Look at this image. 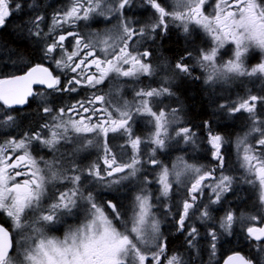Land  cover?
<instances>
[{
	"label": "snow or ice",
	"instance_id": "1",
	"mask_svg": "<svg viewBox=\"0 0 264 264\" xmlns=\"http://www.w3.org/2000/svg\"><path fill=\"white\" fill-rule=\"evenodd\" d=\"M144 6L152 13L149 22L134 21L127 16L133 0H72L70 8L52 18L51 26L44 24L41 27L45 18L37 15L26 27L28 35L34 39L41 63L28 66L22 75L0 78V108L6 106L0 112V128L16 127L14 113L20 111L16 106L28 104L30 97L41 96L39 90H34V85H43L56 92H77L80 87L96 89L103 85L110 73L136 79L141 75H153L151 64L145 62L150 52L135 45L150 39L157 29L166 32L169 23L182 28L186 35L190 34V25L199 26L214 46L195 48V56L193 51L186 52L185 57L173 65L174 75L160 87L136 90L134 104L124 102L122 107H113L105 95L93 93L90 99L77 101L67 109H53L47 106L45 99H41L42 119H51L52 124L44 123L39 126L40 131L24 133L20 138L12 137L0 144V215L8 220V227L0 224V264H161V257L166 264H184L179 254H172L170 258L166 254L167 243L156 211L158 206L168 204L173 187L170 175L177 186L183 184L186 193V198L179 205L175 224L177 230L185 234L189 246H194V241L200 237L194 221L210 225L206 234L214 256L220 237L233 234L234 223L259 219L238 213L229 205L219 219L222 233L218 235L213 230L215 206L223 207L222 201L228 203L225 198L233 191L237 177L225 174L222 148L226 141L221 135L212 133L209 122H205L206 142L217 168L221 170L218 176L216 168L202 171L201 167L188 164L183 158H178L180 166L173 165L170 173L167 166L153 157L157 151L180 144L191 145L194 149L197 146L196 134L192 128L181 124L176 109L168 110L171 113L169 117L162 107L160 98L173 95L170 87L174 79L180 75L192 77L196 67L206 73L204 82L210 87L221 80L257 74L264 76V0H212L211 3L209 0H174L172 5L168 0H144ZM21 7L19 0H0V28L9 22L12 12L20 11ZM209 8L212 9L210 14ZM92 15L104 17L97 23L106 21L112 24L113 16L116 23L103 33L82 36L68 31L54 34L55 29L62 28L64 24L88 20ZM69 37L72 41L66 46L65 41ZM228 43L234 47L223 55L231 58L223 61L221 57L218 65L220 49ZM130 44L133 47L130 48ZM253 49L261 53V62L249 68L246 62ZM98 51L103 55H98ZM189 58L190 62L186 63ZM45 61L55 69L45 66ZM126 65L127 68L124 67ZM153 103L161 106L154 111ZM257 105L260 115H264V95L250 94L239 103L220 105L229 117L237 113L248 114L249 131L244 139H237L238 148L253 133L258 134V145L264 147V119L257 114ZM71 114L77 119H73ZM65 116L68 119H64ZM134 116L149 118L148 123L152 126L147 140L153 147L143 164L140 146L144 141L133 132ZM69 131L77 134L76 143L81 149L97 140L103 151V168L96 163L77 169L73 164L72 170L76 174H67L66 170L61 172L59 169L64 165L60 161L67 159L63 154L53 161L41 157L44 167L39 166L30 154V147H34L37 154L41 148L59 151L57 145L61 140L72 142ZM110 133L119 134L123 140L116 146V152L109 146ZM6 134L12 136L11 132ZM85 134H94V137L88 138ZM116 138L114 135L113 139ZM19 151L23 154L16 155ZM243 153L241 167L249 177L246 182L256 186L258 181L259 200L264 205V150L253 155L252 148L245 146ZM145 165L160 167L156 180L159 188L155 195L148 187L152 184L150 173L145 171L136 179ZM188 173L192 174L191 182L182 181V176ZM20 177L26 178L20 180ZM57 180L67 183L54 186L50 192L48 185ZM134 180L138 191L132 189L135 195L131 196V206L126 207L119 194L124 188H132ZM205 189L209 192L207 196ZM105 194L111 195L112 199L104 201L101 207L97 196ZM104 208L109 210L108 214ZM80 211L84 214V223L67 227L62 237L49 234L65 216H73ZM171 211L169 208L163 214L171 215ZM9 228H15L16 235L21 237L19 249L14 246L15 237ZM246 237L261 242L259 246L264 250V226H248ZM226 264L253 262L237 252L228 257Z\"/></svg>",
	"mask_w": 264,
	"mask_h": 264
},
{
	"label": "flooded vegetation",
	"instance_id": "2",
	"mask_svg": "<svg viewBox=\"0 0 264 264\" xmlns=\"http://www.w3.org/2000/svg\"><path fill=\"white\" fill-rule=\"evenodd\" d=\"M71 2L72 0H62L59 4V10L55 13V15L57 13H63L66 9L70 8ZM173 3L174 0H168L169 5H172ZM126 14L130 19L142 22H149L152 17V13L150 11H147L146 7L144 6V0H135L132 9L129 10ZM54 16H52V18ZM52 18H50L48 21L44 20L41 27H43L45 23L51 26ZM102 20H104V17L98 16L96 20H93L91 22H89V20H79L75 24L67 23L64 24L62 28L55 29L54 34H64L68 31H72L78 32L83 36L89 33H98L97 30L101 28L103 33L104 31L111 29L116 23L115 17H112V24H109L106 21L103 23H97V21ZM45 31H48V29L45 28ZM189 33L190 34L186 35L183 32L182 28L176 27L172 23H169L168 30L166 32H162L157 29L156 32L152 33L150 39L146 41H140L139 44L135 45L136 47L150 52V56L145 59V62L150 63L152 69L154 70V74L151 76L141 75L138 79H136L117 76L115 73H110L103 85L97 86L96 89L80 87L77 92H56L51 89H46V87L40 85L35 86L34 90H39L41 96L30 97L28 104L23 106H16L20 109L18 113H14L17 118V126L11 129L0 128V144L4 143L8 139H11L12 137L20 138L24 133L40 131L39 126L44 123H49L50 125L52 124L51 119H42L44 113L40 110L41 99H45L47 101V106L52 107L53 109H67L69 106L76 104L77 101H86L90 99L93 93H95L97 95H105L106 100L110 101L113 107H115L116 105L121 106V103H124V101L127 100L128 97L131 98L135 96V91L138 89L147 90L149 87H160L161 84L165 83L168 78L174 75L173 65L176 62L180 61L182 57H185L186 52L189 51V38L191 37V33H195V37L198 39V42L196 43H199V41L202 42L205 35L201 29L195 27H189ZM171 38H174L182 45V52H179L181 54L175 58L174 56H171V53L165 47V44ZM70 41H72V37H69L68 40L65 41V45L67 46ZM0 46L2 47L0 48V60L1 56H4V58L8 57L9 59V61L5 62L3 65L0 64V78L23 74L28 66L35 63H41L37 52H35L33 54V57L29 59L28 53H25V56H23L21 53L5 51L3 49V47H5L4 44H0ZM129 47L131 48L133 47V45L130 44ZM71 50L72 49L70 48L69 51ZM83 54L84 52L81 53V55ZM97 54L101 56L103 55L99 51L97 52ZM185 62H190V58L188 60H185ZM44 63L45 66H51V68L55 69V66L50 65V62L45 61ZM124 67L127 68L128 66L126 65ZM55 71L59 72L60 70ZM193 77L195 76L184 77L183 75H180L179 77L174 79L175 81L173 80L171 83L170 91L173 93V95L160 98L163 101L162 107L164 108V110L166 112H168L169 109L173 108L179 110L181 115V124L190 128L192 127V125L190 123H187L185 121V117L181 114L182 101L180 99V90L183 87L182 83L186 82V80H195L197 82H200V79H194ZM152 106L154 110H157V107H160L161 105L153 103ZM4 108H6V106H4ZM4 108H0V112H2ZM71 115L73 119H77L74 114ZM64 119H68V116H65ZM134 121L135 123L133 125V129L135 131L139 130L138 134L136 133V135L141 136L142 141H144L141 146L145 147L147 145H151L147 140L152 131V126L148 123V119L145 117L136 116V119L134 117ZM169 131L171 132V129ZM8 132H11L12 136H8L6 134ZM193 132L195 133V131ZM112 135L115 134L110 133L109 138ZM116 135L119 136V134ZM93 141L97 140L94 139ZM185 146L186 145L184 144H180L175 147L167 148L163 151H157L156 156L160 159L159 156H162V154H166L167 157H170L166 160V163L167 165L171 164V166L173 163L172 161H180L178 158H183L184 162L193 164L185 158ZM46 149L47 148H41L39 154H37V151L34 150V147H30L29 149L30 154L38 161L40 167V157L49 156ZM141 152L142 148H140V156L142 160L144 154L141 155ZM20 154H23L22 151L16 153V155ZM13 159H15V155H13ZM151 169H153V167ZM141 174L144 175L143 172H141ZM24 178L26 177H20L18 179L22 180ZM169 180L173 183V187L170 198H168V204L163 207L158 206L156 210L157 216L161 221V232L163 233V236L167 243L166 254L168 255V257H171L172 254H179L182 257L184 264H225L229 256H232L235 253L239 252L241 255L245 256V258L250 259L253 264H264V250H262L259 246L261 242L253 241L246 237V228L248 226H264V222H262L264 221V205L260 203L259 194H256L255 199L250 198V201L246 202L245 204H238L234 201L231 203H224L222 201L221 203L223 207H221V205L215 206L213 216L216 218V220L213 230H215L218 235L223 231L219 228V219L224 215V210L227 209L229 205H231L233 209L238 210V213L242 212L246 216H256L259 219L257 221H246L243 224H241L239 221L237 223H234L233 234L231 236L224 235L220 237V240L217 243L215 255L213 256L208 246V239L206 234L207 228L210 227L209 224H201L199 221H194L198 230L200 231V237L197 238L196 241H194V246H189L186 242L185 234L177 230L175 218L179 215V205L186 198V193L184 191L183 184L177 186L171 175L169 177ZM191 180L192 178L187 179V181H183L191 182ZM150 186L153 189V193L155 192V194H157L159 185L153 183ZM174 194L176 196H174ZM130 204H128V207L130 206ZM169 208H171L172 210L171 215H164L163 213H166ZM0 224H4L5 227H8V220L3 215H0ZM9 231L15 237L13 241L15 248L19 249L21 237L16 235L17 230L15 228H9ZM57 231L59 234H61L62 228ZM190 256H192L193 258L198 257V259L190 260L189 258H192ZM163 261L164 258L161 257V264H163Z\"/></svg>",
	"mask_w": 264,
	"mask_h": 264
},
{
	"label": "trees",
	"instance_id": "3",
	"mask_svg": "<svg viewBox=\"0 0 264 264\" xmlns=\"http://www.w3.org/2000/svg\"><path fill=\"white\" fill-rule=\"evenodd\" d=\"M62 0H19L22 7L20 11H13L9 22L3 28H0V44H4L3 49L5 51H10L14 53H21L25 56V53L29 54V59L33 57V54L36 52V45L34 39L28 35L26 27L31 23L32 19L37 15H43L45 20L48 21L55 13L59 10V4ZM16 2V0H13ZM47 24V23H45ZM191 41H195L193 44ZM189 51H193L195 48L203 47L209 48L211 43L209 37L205 34L202 42L195 37V33H191L189 38ZM165 47L171 53V56L177 57L182 52V45L174 38H171L166 44ZM0 48H2L0 46ZM195 56V52L193 51ZM191 60V58H190ZM9 59L1 56L0 64L8 62ZM205 73L198 71V67L192 73V76L200 77V82L197 81H188L183 82V87L180 90V99L182 101L181 114L185 117V121L192 125V130L195 131L197 137V146L194 149L191 145L185 146L184 155L185 158L192 162L194 165L201 167L202 171L211 170L216 168V175L220 174V169L217 168V162L212 156L210 146L207 145V128L205 127V122H209V126L213 134H219L224 137L226 143L222 148V153L225 156V165L226 170L225 174L232 175L237 177V180L233 183V191L229 192L226 196L228 203L237 202L238 204L246 203L250 201V198L255 199L256 194H259L258 183L256 186L247 183L249 179L245 169L241 167L242 162L240 161L241 154L237 151H241L240 148L235 146L234 141L238 138L239 135L245 134L249 131L250 121L248 119L247 113H237L235 116L229 117L223 109L220 108V105H232L236 103L238 98L241 99L245 92L236 95L233 94L228 97L218 96L215 92L210 89V86L204 82ZM264 90L260 93L262 94ZM255 93V92H250ZM257 111L260 110L259 105H257ZM260 115V113H258ZM261 119H264V115H260ZM195 130H194V128ZM139 130H136L135 133L138 134ZM113 136L109 138L110 147L117 151V145L122 144L123 140L117 137L113 139ZM250 144L252 147H257L254 142L255 137L252 135ZM88 148L81 149V146L78 147L77 151H81L80 159L72 160L68 172H73L72 165L75 164L77 169L90 166L92 160L83 158L84 154L88 152ZM264 150V147L262 148ZM130 154V149H128ZM99 151L97 152V155ZM96 155V156H97ZM160 159L166 162L170 157L166 154L159 156ZM147 159L146 155L142 157L141 162L143 163ZM151 169L152 166L149 165ZM149 169V170H150ZM148 170V171H149ZM147 171V172H148ZM192 178V177H191ZM209 182V181H206ZM121 203L126 207L131 203L132 190H127L125 192H120ZM128 196L129 199H124L125 196ZM209 195L208 190L205 191V196ZM124 196V197H123ZM174 196H176L174 194ZM112 199L111 195L105 194L103 197L97 196V201L101 202L104 205V201ZM115 202V201H113ZM240 206V205H239ZM107 209V208H106ZM108 210V209H107ZM109 211V210H108ZM207 244V243H206ZM192 257V256H190ZM190 260L198 259L189 258Z\"/></svg>",
	"mask_w": 264,
	"mask_h": 264
},
{
	"label": "rangeland",
	"instance_id": "4",
	"mask_svg": "<svg viewBox=\"0 0 264 264\" xmlns=\"http://www.w3.org/2000/svg\"><path fill=\"white\" fill-rule=\"evenodd\" d=\"M211 2H212V0H209V3H211ZM133 3H135V0H133ZM211 12H212V9L209 8L208 9V13L210 14ZM97 17L98 16H96V15H92V16H90V18L88 20H89V22H91L93 20H96ZM190 27H195V28L201 29L199 26H196V25H190ZM201 30L203 31V29H201ZM97 32L98 33H102V28L97 30ZM203 33L206 34L204 31H203ZM209 39H210V43H211L210 47L214 46V43L211 41L210 37H209ZM233 47H234V45H232L231 43H228L222 49H220V53L218 55V61H217L218 65L221 62V57L223 58V61H227L229 58H231L230 56H225L223 54L226 51H228L229 49L233 48ZM259 62H261V53L257 49L251 50L249 52V54H248V59H247V62H246V66L250 68L251 66H254L255 64H258ZM198 71L199 72L200 71L204 72L203 69H201L199 67H198ZM204 75L206 77V73ZM174 84H175V82H174ZM210 89L213 92H215L218 96H223V97H228V96H231L233 94L239 95V94H241L244 91L245 92L244 96L241 99L238 98V100L236 102V103H239L243 98L247 97L250 94L251 95H258V96L259 95H264V92L262 94H260L264 90V76H261L260 74H257V75L252 76V77H247L246 76V77H240V78H236V79H228L227 81L221 80L219 82H216L213 86H211ZM252 91L255 92V93L254 94L250 93ZM124 102H128L129 104H134L136 102V98H135V96H133L131 98L128 97V99L125 100ZM123 104L124 103H121V106L120 105H116L115 107H122ZM260 112H261V110L257 111V114L260 113ZM166 113H168V112H166ZM176 114L180 118L181 115H180L179 110H177V109H176ZM168 115H169V117H171V113H168ZM134 117L136 119V116H134ZM134 117H133V119H134ZM140 117H144V116H140ZM145 118H147V117H145ZM147 119H149V118H147ZM260 119H261V117H260ZM133 132L136 135L134 129H133ZM68 135L70 136L72 142L65 143L63 140H61L60 143L57 145V148L59 149V151H53V150L46 149L47 153L49 154V156L48 157L42 156V157H43V160L53 161V159L55 157H61V155L63 154L64 156L67 157V159L66 160L62 159L60 161V163L64 165V168L59 169V171L63 172V171L66 170L67 174H76L74 172H68V169L70 167V164H71L72 160L73 161L75 159L79 160L80 156H82V154L80 153L81 151H77V149L80 146V144L76 143L77 134H74L71 131H69ZM85 135H87L88 138H93L94 137V134H85ZM252 135H254V137H255L254 142L256 143L255 145L257 147H252V145L250 144L251 138H253ZM252 135L247 136V138L245 139L244 144H241L239 146L241 151L238 150L237 153L241 154V157H240V161L241 162L243 160V155H244L243 148L245 146H249V147L252 148V153L251 154H253V155H259L261 153V151L263 150L262 149L263 147L258 145V143H257L258 134L253 133ZM244 137H245V134H242V135L238 136V138H240V139H244ZM238 138H236V140L234 141V143H235L234 145L235 146L237 145V139ZM145 147H147V148H145ZM145 147L144 146H140V148H142L141 155H143V154L146 155V157L148 159V155L150 154V148L153 147V145H147ZM98 151H99V154L97 155ZM113 151L115 152V150H113ZM130 154H131V150H130ZM156 155H157V153H155V156L153 158L159 160L163 165L167 166L169 168V170H170V173H171L173 165L180 166V163H181L180 161H172L173 163H172V166H171V164L167 165L166 162H162ZM83 156H84L83 158H86L88 160H91V159L94 158L90 165L98 163V164H100L101 168H103V163H102L103 151H102V147L100 146L99 143H97V141H93V145L89 146L87 153L84 154V152H83ZM118 159H119V155H118ZM125 159H127V157H125ZM40 165H41V168L44 167V164L41 161V157H40ZM149 169H150L149 165H145L143 168H141V171L139 173H137V178L136 179H139L141 176H143L141 174V172L145 173V171H148ZM148 173H150L149 179L152 181V184L153 183L156 184V180L158 179V177L160 175V167H159V165H157L155 168H153L150 171H148ZM191 177H192V174H190V173L185 174L184 176H182V181L183 180L187 181V179H190ZM82 179H83V177H82ZM66 183L67 182L63 181V180H57V181H53L51 184H49L48 187H49V190L51 192L52 190H54V186L55 187H60L61 184H66ZM126 183H129V182H126ZM206 183H208V182H206ZM257 183H258V181H257ZM131 184H132V188H124L121 192H125L127 190H132V189H136L138 191V188H136L135 180L132 181ZM148 187L153 192L152 187L150 185ZM97 191H100V190L98 189ZM132 195H135V191H133V190H132ZM154 195H155V192H154ZM97 203L101 207H103L101 202L97 201ZM130 206H131V204H130ZM74 211H76V210H74ZM104 211H105L106 214H108V212H109L106 208H104ZM4 217H6V216H4ZM6 219H7V217H6ZM71 220H74V221H71ZM84 222H85V217H84V214H83L82 211L77 212V214L73 215V216H65L63 218V222L61 224L57 225L55 228L51 229L49 231V234L62 237L63 234H64V231L67 229V227H69V226H73V227L79 226L80 224H82ZM61 228H62V231H61L62 233L59 234L57 230H59ZM163 264H166L165 260L163 261Z\"/></svg>",
	"mask_w": 264,
	"mask_h": 264
},
{
	"label": "water",
	"instance_id": "5",
	"mask_svg": "<svg viewBox=\"0 0 264 264\" xmlns=\"http://www.w3.org/2000/svg\"><path fill=\"white\" fill-rule=\"evenodd\" d=\"M24 74V73H23ZM18 75H22V74H18ZM35 86H38V85H34L33 86V88L35 87ZM40 86H43V85H40ZM43 87H46V86H43ZM10 232V231H9ZM227 262V261H226ZM226 264V263H225Z\"/></svg>",
	"mask_w": 264,
	"mask_h": 264
}]
</instances>
